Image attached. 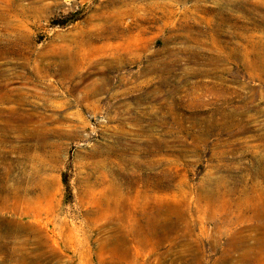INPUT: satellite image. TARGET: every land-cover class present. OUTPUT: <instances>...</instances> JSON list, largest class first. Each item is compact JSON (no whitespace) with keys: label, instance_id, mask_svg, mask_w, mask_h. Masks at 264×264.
<instances>
[{"label":"rangeland","instance_id":"rangeland-1","mask_svg":"<svg viewBox=\"0 0 264 264\" xmlns=\"http://www.w3.org/2000/svg\"><path fill=\"white\" fill-rule=\"evenodd\" d=\"M0 264H264V0H0Z\"/></svg>","mask_w":264,"mask_h":264},{"label":"bare ground","instance_id":"bare-ground-1","mask_svg":"<svg viewBox=\"0 0 264 264\" xmlns=\"http://www.w3.org/2000/svg\"><path fill=\"white\" fill-rule=\"evenodd\" d=\"M248 198V197H247ZM249 199V198H248ZM252 201H254L255 199H258V196H253L252 198ZM255 202V201H254ZM257 209V208H256Z\"/></svg>","mask_w":264,"mask_h":264}]
</instances>
